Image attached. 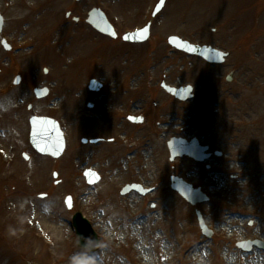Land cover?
Segmentation results:
<instances>
[{"label":"rangeland","instance_id":"obj_1","mask_svg":"<svg viewBox=\"0 0 264 264\" xmlns=\"http://www.w3.org/2000/svg\"><path fill=\"white\" fill-rule=\"evenodd\" d=\"M158 2L0 0V264H229L228 258L264 264V250L237 246L264 242V0H167L152 18ZM94 8L107 14L116 40L86 24ZM149 22L148 42L122 41ZM172 35L229 56L222 65L208 64L173 50ZM92 79L105 84L100 93L88 90ZM163 81L191 85L194 98L174 99L161 89ZM38 87L50 88V95L38 100ZM33 115L60 121L67 134L61 158L30 147ZM130 115L144 123L128 122ZM174 137L198 139L211 159L170 161L167 142ZM88 169L101 175L94 187L85 182ZM173 176L209 201L189 204L172 189ZM130 184L151 193L122 195ZM108 196L124 208L121 217L107 213ZM77 212L100 236L97 253L78 248ZM196 212L214 231L211 238L202 234ZM197 245L201 258L185 261Z\"/></svg>","mask_w":264,"mask_h":264},{"label":"water","instance_id":"obj_2","mask_svg":"<svg viewBox=\"0 0 264 264\" xmlns=\"http://www.w3.org/2000/svg\"><path fill=\"white\" fill-rule=\"evenodd\" d=\"M166 0H163V3L160 2L158 7L156 8V13H158L164 6ZM89 23L92 24L97 30L102 32L103 34L110 35L112 37H116L113 28L107 22L104 14L101 11L94 10L90 14ZM2 26V20L0 17V30ZM147 31L143 33L142 37H138L137 32L135 34L127 35L129 39H125L128 42H142L145 41L149 36V28H146ZM114 33V35H113ZM169 43L176 47L177 49L189 53L190 55H198L204 58L206 61L211 63H221L224 60V55L216 52L208 47H199L189 44L188 42L182 41L177 37H171L169 39ZM191 48L195 50H191ZM19 83V80L16 81V84ZM163 87L174 96L179 98L182 101L189 100L193 97L192 95V87L188 86L183 89H173L163 85ZM92 90L97 89L96 82H92L91 86ZM48 94L47 90L38 91L37 95L39 97H44ZM132 121H135L132 119ZM32 125V134H31V142L35 146V148L42 154L51 155L53 157H59L62 155L65 149V141L60 131L59 125L57 122L48 119V118H37L34 117L31 119ZM171 159L174 160L177 157L189 156L196 161L202 162L209 158V155L206 154L208 151L207 147L200 146L198 140L193 139L191 142H187L184 139H172L168 143ZM85 176L90 184L96 183L99 180V176L92 171H87ZM173 189L178 191L184 198H186L190 203L197 204L198 202L207 201V197L201 193L200 190H194L191 185L185 183L182 179L173 177ZM141 190L140 186H132L128 187L126 191L130 190ZM142 193H146L142 190ZM70 207V205H68ZM200 217V215H199ZM201 227L203 229L204 234L211 236V232L207 230V227L204 225L202 219L200 218ZM74 226L77 229L78 235L81 237L82 242L80 246L84 248H88L92 251L97 249V238L95 233L92 231L89 223L78 214L74 218ZM256 245L260 247H264V244L255 242ZM252 244L247 243L248 249H250Z\"/></svg>","mask_w":264,"mask_h":264},{"label":"bare ground","instance_id":"obj_3","mask_svg":"<svg viewBox=\"0 0 264 264\" xmlns=\"http://www.w3.org/2000/svg\"><path fill=\"white\" fill-rule=\"evenodd\" d=\"M108 193H109V196H110V194H111L110 190L107 193L105 192V190H103V191H101L100 194L106 196ZM109 196L105 198L106 199V203H107L106 205H108L107 206V208H108L107 209V213L108 214L111 213L113 218H116L117 216L121 217V215L119 216V214L123 211L124 208H121V207L118 206L119 201H117L115 199V197H113V196L109 197ZM117 212H119V213H117ZM131 215H134V216L138 217L137 216L138 214L135 213V212H132ZM227 221H229L232 224L234 222V219L229 216V217H227ZM136 222L139 223V221H136ZM217 231H218V229H217ZM111 236H112L113 240L117 239L115 234H111ZM120 238H121L122 241L123 240L124 241L128 240V236L126 235V233H121L120 234ZM138 249H139V247H138ZM138 249H136V250H138ZM201 256H202V247L201 246L199 247L197 245L191 251L185 253L184 260L185 261H193V260L197 261L199 258H201ZM239 260L240 259H238V258H235V259L228 258V261H231V262H229V264H238ZM149 262H150V264H153L151 260H149ZM242 263L243 262L241 261L240 264H242ZM248 264H252V263L249 262Z\"/></svg>","mask_w":264,"mask_h":264},{"label":"snow or ice","instance_id":"obj_4","mask_svg":"<svg viewBox=\"0 0 264 264\" xmlns=\"http://www.w3.org/2000/svg\"><path fill=\"white\" fill-rule=\"evenodd\" d=\"M161 3H163V0H161ZM146 31H147V29L141 30V32L138 33L137 36L138 37H142L143 36V33L146 32ZM113 35H114V33H113ZM125 39H129V37H125ZM191 50H195V49L191 48ZM241 247H243V245H241Z\"/></svg>","mask_w":264,"mask_h":264}]
</instances>
